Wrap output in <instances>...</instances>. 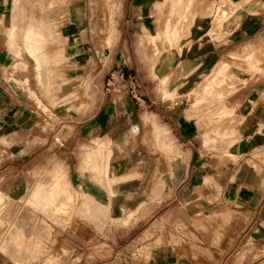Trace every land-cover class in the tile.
Returning <instances> with one entry per match:
<instances>
[{
  "label": "rangeland",
  "instance_id": "rangeland-1",
  "mask_svg": "<svg viewBox=\"0 0 264 264\" xmlns=\"http://www.w3.org/2000/svg\"><path fill=\"white\" fill-rule=\"evenodd\" d=\"M173 1L0 0L3 77L13 100L8 127L0 125V264H125L130 247L113 237L125 238L139 218L136 173L123 178L131 182L90 184L106 187V203L84 196L69 178L75 168L97 171L104 150L109 171L112 158L137 159L140 147L146 154L148 130L157 154L174 155L158 145L162 135L148 110L159 121L166 105L188 112L207 146L230 156L243 87L264 79V0ZM166 23L176 31L169 39L162 38ZM27 29L42 35L41 66L27 50ZM99 126L111 131L106 143L92 138ZM59 163L69 198L56 195L52 207L42 198L49 187L37 196L31 189L47 184ZM147 222L134 231L141 255L148 252Z\"/></svg>",
  "mask_w": 264,
  "mask_h": 264
},
{
  "label": "crops",
  "instance_id": "crops-1",
  "mask_svg": "<svg viewBox=\"0 0 264 264\" xmlns=\"http://www.w3.org/2000/svg\"><path fill=\"white\" fill-rule=\"evenodd\" d=\"M2 51L0 47V125L8 127L13 100L3 77ZM239 102L243 114L238 140L228 146V157L207 146L208 139L200 134L194 117L183 110H171L175 105H166L169 110L162 112V121L154 109L148 110L146 117L153 125L154 120L157 123L155 128L162 135L158 145L174 155L157 154L148 130L146 154L140 147L137 159L121 162L112 158L109 171L111 154L106 158L104 150L97 171L93 170L97 173L72 171L70 183L82 184V191L103 203L107 201L106 187L90 184L129 182L123 178L129 171L136 173L132 181L138 192L133 196V209L139 218L125 238L113 237L117 246L130 247L125 264H251L264 258V79L243 87ZM110 134L106 126H99L92 138L106 143ZM50 135L53 137V132ZM135 136L139 138L138 128ZM105 163L109 174L103 172ZM143 217L150 232L145 241L147 255L138 252L139 233L134 232Z\"/></svg>",
  "mask_w": 264,
  "mask_h": 264
},
{
  "label": "bare ground",
  "instance_id": "bare-ground-1",
  "mask_svg": "<svg viewBox=\"0 0 264 264\" xmlns=\"http://www.w3.org/2000/svg\"><path fill=\"white\" fill-rule=\"evenodd\" d=\"M165 1V0H164ZM183 0H174L173 3H175V5H179L181 4ZM222 2L223 1H226V0H221ZM188 4V2L186 3V5ZM169 29V30H168ZM175 28H170L168 26V23H166V26H165V32L162 34V38L163 39H169L171 37H173L175 35ZM33 33V34H31ZM42 35H37L35 34L32 29H27V31H25L24 35H23V39H24V42L26 44V47H27V50L29 51L30 55H32L34 57V62H35V65L36 66H41L44 62L47 61V58L44 57L43 53L41 54V57H40V54H38V52H36L37 50H40L42 49ZM149 39L151 38H154L152 35H148L147 36ZM238 54L236 53H233L231 52V56L236 58L235 56H237ZM246 58L250 57V53L249 52H246L245 55H244ZM249 60V64L251 65L252 68H256V63L254 61L251 60V58H248ZM39 75V73H37V76ZM165 78H163V82H164ZM246 78H243L242 81L245 82ZM221 111H223V108L221 109ZM154 123H156V121L154 120ZM225 133H228V130H225ZM95 140L100 144V143H103L98 137L95 138ZM96 152H98V150H94ZM100 156H102L103 154L98 152ZM110 155L109 152H107L105 154V157L108 158ZM58 163V162H57ZM105 167L103 168V172L106 173V163L104 165ZM95 169L97 168V165H95L94 167ZM97 173L96 171H93L92 174H95ZM65 179V174L64 172L62 171V166H60V163L58 165H56L53 169H52V173L50 174L49 178L47 179L46 183L49 185L47 186V184H44V183H37L35 184L32 189H31V194L33 196H37L38 193H40V190L42 189H46L49 187V192L46 196H42L43 199H45V204H49L51 205L52 207H56V203L54 202L56 200V195H64L66 199L69 198V195L68 194H65V189H64V184L62 183ZM4 196V193L0 192V200L3 198ZM84 196H90L91 198H94L96 199V203H99L100 201L95 198L93 195L87 193V192H84ZM55 204V205H54ZM62 203L59 204L58 208H62ZM261 264H264V262H262Z\"/></svg>",
  "mask_w": 264,
  "mask_h": 264
}]
</instances>
